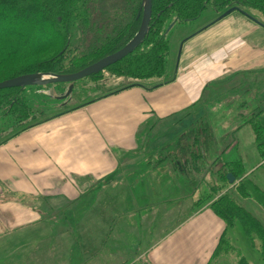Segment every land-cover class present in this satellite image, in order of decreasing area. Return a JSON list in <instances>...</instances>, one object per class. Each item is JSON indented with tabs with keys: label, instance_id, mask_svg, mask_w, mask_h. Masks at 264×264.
<instances>
[{
	"label": "crops",
	"instance_id": "1",
	"mask_svg": "<svg viewBox=\"0 0 264 264\" xmlns=\"http://www.w3.org/2000/svg\"><path fill=\"white\" fill-rule=\"evenodd\" d=\"M248 31L253 30L240 32L241 39L237 41H226V33L222 36L216 28L195 33L184 41L172 79L168 77L157 86L123 87L0 139V264H13L12 257L19 247L29 242L24 232L35 233L38 240H34L40 242L43 236L36 231L39 228L49 229L46 237L53 243L47 247L52 258L46 264H73L74 256L78 255L76 246L81 245L78 236L88 238L87 233L92 244L96 242L97 251L92 255L97 261L102 248L110 244L115 248L114 233H119L117 245L126 253L119 264H209L226 226L208 204L192 212L180 228L161 229L158 234L157 231L147 236L145 231L140 234L143 225L149 223L143 220L142 211L162 212L161 206L174 204L173 200H152L149 190L156 188L150 189L144 181L141 184L144 186L137 189L130 180L122 189L123 198L114 200V194L107 191L114 186L103 184L119 172L122 157L128 158L131 152H135L137 162L132 158L123 165L132 171L139 167L146 172L150 163L144 159L167 150L140 151V146L145 147L147 142L138 132L142 126H148L151 116L159 115V122H155L162 124L161 119L167 116L180 112L188 115L211 81L222 83L264 63V59L253 61L246 56L255 52L260 59L264 57V42L252 44L245 40ZM201 39L211 48L192 53L190 44ZM215 39L219 40L215 42ZM205 44L202 43V48ZM141 138L144 140L140 144ZM165 143L172 148L174 137ZM143 190L148 193L141 195ZM69 203L73 207L89 203L90 207L97 205L103 210L106 206L109 218L93 209L89 215L77 214L76 208L75 214H70L74 217L71 226L54 231L52 224L68 218L61 220L56 216L62 210L66 213ZM119 203L122 209L116 210ZM117 223L126 227L117 230ZM130 226L133 230H129ZM70 239L73 244L68 249ZM34 240L32 243L36 244ZM104 241H107L105 245Z\"/></svg>",
	"mask_w": 264,
	"mask_h": 264
},
{
	"label": "rangeland",
	"instance_id": "2",
	"mask_svg": "<svg viewBox=\"0 0 264 264\" xmlns=\"http://www.w3.org/2000/svg\"><path fill=\"white\" fill-rule=\"evenodd\" d=\"M117 1L119 0H109V8L106 6L103 10L115 12L118 10L116 8L118 4ZM113 2H115L114 6ZM120 3L121 0L119 1V4ZM235 8L226 16H224V14L231 8L227 11L217 12L208 8L198 19L170 25L167 32V38L170 43L167 77L172 79L174 71H176L177 68L182 45L185 40L189 39L195 33H201L202 31L216 28L222 33V36L224 32L226 33V41H237L241 39V37L238 36L240 32L245 33L244 31H247V29H252L253 31H248L245 40H249L252 44L264 42V17H262L261 13L255 9ZM107 16L108 14L104 15V17ZM226 28L227 30H225ZM89 38L91 39V37ZM222 38L224 39V37ZM91 40L88 39V43H90ZM218 40L219 39H215V42ZM224 41L222 44H224ZM202 43H206L205 48H202ZM208 46L209 43L204 39L190 44L192 53H197L202 50L207 51L211 48ZM77 49L79 52L83 51V48ZM260 54L261 53L258 55ZM246 56L250 57L253 61L264 59V57L260 59L255 52H251ZM87 82L86 79L76 81V92H79L78 95L75 96L78 97L77 101L73 98L70 99V101L63 99L59 87L55 85H49L42 89H37L36 86H28L26 95L38 111L45 110L48 113L56 112L65 107H73L77 105V102L80 100H85L95 95L96 91H94L91 86L84 88ZM123 83H125L123 79L110 78L106 88L112 89ZM67 89L68 87L66 86L63 94L67 92ZM197 103L198 104H196L188 115H185L187 112H180L174 114V116H167L169 118H162V124L158 123L160 119L159 115L151 116L147 123L148 126H142L138 132V135L143 137L148 135V137H145L147 143L145 142V147L144 144L140 146V151L144 150L151 152L157 151V149L162 151L165 150V148H167V150L160 154L151 155L147 160L144 159L150 163L146 172L143 170L141 171L138 165V168L133 171L123 165L124 162L136 158L135 152H131L128 158L125 156L122 157L120 165L117 168L119 172H116L112 177L114 178L112 180L113 182L111 181L112 178H110L107 183L105 182L103 184L104 186H114L109 187L107 190L110 195L114 194V200L123 198L122 189L124 186L129 185L127 182L129 180L133 182L132 184H135L134 186H137V189H139V186H144L141 185L144 181L147 182L146 186H151L150 189L156 188L155 191L149 190V193L153 195L152 200H173L172 202H174V204H163L161 206L162 212L157 210H152L151 212L142 211V215L144 216L143 220H147L149 223L143 225L140 234H144L145 231V234L149 236L157 231L156 234H158L161 229L162 231H166L170 230L172 227H174V230L180 228L188 220V216L192 212H196V210H194L195 202H199V199H201L200 202H202L209 193L213 192V195H216L218 190H220V186H225L224 191L233 186H237L243 178L250 192V196L245 198L236 195V198L244 207L257 215L264 223V158L257 148L258 142L252 134L251 125L247 123V125L241 126L250 117L249 112L251 110L255 109V111H260L264 107V63L256 70L253 69L248 72H240L233 78L225 80V82L220 83L211 81L205 91L202 92V97ZM43 104L46 105L44 106ZM232 105H235V107H232ZM259 119V122L264 124V112L261 113ZM150 122L154 123V125L157 124V127L153 130H148L151 126V124H149ZM198 127L207 128V131L202 136L205 157L199 160L203 163L202 165L199 163L196 167H190L192 160H194L193 157H190V152L194 148L192 143ZM170 137H174V147L172 148H168V144L165 143ZM262 141H264V135ZM141 143L142 140L140 141V144ZM140 156L143 157L144 155L141 154ZM137 159L138 158L134 160L137 162ZM163 159L166 161H162ZM234 160H241L247 173H245L242 178H235V182L230 184L221 179L223 171L219 170L225 162ZM172 163H174V167ZM187 163H189V166L186 165ZM155 181L158 183H155ZM160 186L168 187L161 188ZM212 186L217 187V191H212ZM255 186H257V188ZM132 193L137 192L134 191ZM147 193V191L143 190L141 195ZM156 194L157 197H155ZM73 206L75 205L69 203L66 207V213H62V210L59 216H56L61 220L66 216H68V218L61 223L55 222V224H52L54 225V231L63 230L65 227L71 226L74 217L70 214H75L76 208L78 209L77 214L89 215L91 214V209H93L104 212V216L107 219L109 218V208H105L106 206L104 210L97 205L92 208L89 203L86 206ZM117 209H122L121 203L116 206V210ZM119 220L121 222L123 221L122 218ZM121 224L122 223L116 224V228L118 227L117 230L126 227V225L122 227ZM85 225L87 228L90 227L88 223ZM133 228V226H130L129 230H133ZM32 231L34 232V230ZM36 231H38L39 235L43 236L41 239L42 242L36 243L37 241L35 240H38L36 239L38 236L35 233L30 231L24 232V235L29 238V242H27V245L25 244L19 247L18 253L14 254L12 257L13 264H46L45 261L52 258L50 251L47 250V247L49 248V246L53 244L52 239L46 237L48 236L49 229L39 228ZM183 231L184 229L181 230V232ZM87 235L88 238L86 235L78 236V241H80L81 245L76 246L78 255L74 256L73 264H119L125 259L126 253H123L122 249H119L117 245L120 241L119 233H114L115 248L112 244H110L108 248H102L99 252L98 261L96 257L92 255L97 251L96 242L92 244L93 240L89 237L90 233H87ZM226 236L230 239L231 244L234 245L235 250L220 254L218 257L214 258L210 264H237V253L239 252L252 264H264V258L260 250V241L255 239L253 242L252 239L244 233L240 222L237 221L233 228L228 229L226 231ZM32 240H34L36 244L32 243ZM106 242L104 241V245ZM72 244L73 240L70 239L67 248L69 249ZM69 251L72 253V249Z\"/></svg>",
	"mask_w": 264,
	"mask_h": 264
},
{
	"label": "trees",
	"instance_id": "3",
	"mask_svg": "<svg viewBox=\"0 0 264 264\" xmlns=\"http://www.w3.org/2000/svg\"><path fill=\"white\" fill-rule=\"evenodd\" d=\"M119 1L116 5L118 10L113 12L103 10L109 6V0H0V82L30 73H74L123 48L140 28L143 0H121L120 4ZM235 7L255 9L264 17V0H153L150 30L142 44L98 74L83 78L88 81L84 88L91 86L96 93L80 100L77 105L96 100L126 86H157L165 82L169 79L167 72L170 43L167 32L170 25L198 19L208 8L217 12ZM88 39L91 40L90 43ZM77 48H83V51L79 52ZM110 78L123 79L125 83L112 89L106 88ZM67 84L35 86L42 89L55 85L59 87L60 94L64 95L65 87L69 86ZM27 88L28 86L0 89V139L76 106L51 113L38 111L26 95ZM76 90L74 82L72 93L63 99L70 101L73 98L77 101L78 97L75 96L79 92ZM262 112L264 107L260 111L251 110L250 117L241 126L247 123L251 125L252 134L258 142L257 148L264 158V124L259 122ZM156 127L157 124L152 125L148 130ZM206 131L207 128L198 127L195 132L192 143L194 148L190 152V157L194 159L191 162L193 167L203 164L199 160L205 157L202 136ZM219 171H223L221 179L225 182H229V173L236 179L247 173L241 160L227 161ZM243 180L244 178L237 186L226 191L225 186H220L216 195L212 192L202 202L201 199L198 200L200 203L195 202L196 211L208 202L209 208L226 226L211 262L220 254L235 250L226 231L233 228L237 221L253 242L255 239L260 241L264 258V223L236 198V195L245 198L250 196ZM216 188L212 186L211 190L215 192ZM237 255V264H252L240 252Z\"/></svg>",
	"mask_w": 264,
	"mask_h": 264
},
{
	"label": "water",
	"instance_id": "4",
	"mask_svg": "<svg viewBox=\"0 0 264 264\" xmlns=\"http://www.w3.org/2000/svg\"><path fill=\"white\" fill-rule=\"evenodd\" d=\"M152 1L153 0H143V17L142 23L138 32L135 36L120 50L112 53L108 56L101 58L93 64L87 67L69 74H53V73H30L24 74L10 79H6L0 82V89L10 88V87H26L35 85H48L53 83H68L67 92L62 97L69 96L73 90L74 82L88 77L92 74H98L103 71L108 66L121 60L128 54L132 53L139 45L142 44L146 35L150 30V22L152 18ZM233 8L228 10L224 16L231 13ZM228 181L230 184L235 182V176L231 173L228 174Z\"/></svg>",
	"mask_w": 264,
	"mask_h": 264
}]
</instances>
